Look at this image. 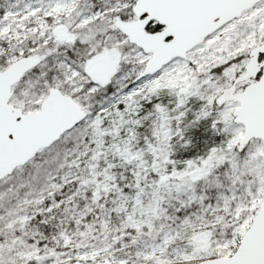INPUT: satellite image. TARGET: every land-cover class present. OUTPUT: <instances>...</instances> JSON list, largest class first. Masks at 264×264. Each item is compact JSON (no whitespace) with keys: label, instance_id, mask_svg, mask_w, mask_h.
I'll list each match as a JSON object with an SVG mask.
<instances>
[{"label":"snow or ice","instance_id":"snow-or-ice-1","mask_svg":"<svg viewBox=\"0 0 264 264\" xmlns=\"http://www.w3.org/2000/svg\"><path fill=\"white\" fill-rule=\"evenodd\" d=\"M0 264H264V0H0Z\"/></svg>","mask_w":264,"mask_h":264}]
</instances>
